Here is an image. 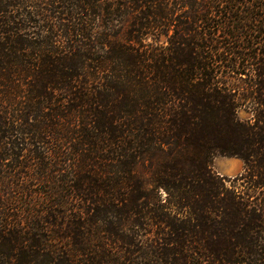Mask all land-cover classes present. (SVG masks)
<instances>
[{
	"label": "trees",
	"instance_id": "16d2710c",
	"mask_svg": "<svg viewBox=\"0 0 264 264\" xmlns=\"http://www.w3.org/2000/svg\"><path fill=\"white\" fill-rule=\"evenodd\" d=\"M0 264H264V0H0Z\"/></svg>",
	"mask_w": 264,
	"mask_h": 264
},
{
	"label": "rangeland",
	"instance_id": "374dc122",
	"mask_svg": "<svg viewBox=\"0 0 264 264\" xmlns=\"http://www.w3.org/2000/svg\"><path fill=\"white\" fill-rule=\"evenodd\" d=\"M172 30L168 32L170 34ZM155 37L158 43H163L165 44L167 40V35L164 34H157L152 33ZM238 116L241 118H248L249 117V112L246 111L244 108H240L238 110ZM243 161L234 156H224V155H217L213 158L212 160V168L215 172H217L219 175L224 176L226 178H231L243 171ZM139 170L143 173H146V163L141 164L139 167Z\"/></svg>",
	"mask_w": 264,
	"mask_h": 264
}]
</instances>
